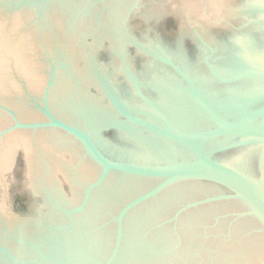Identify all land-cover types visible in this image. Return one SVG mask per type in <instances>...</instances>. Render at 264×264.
Here are the masks:
<instances>
[{"label":"water","instance_id":"95a60500","mask_svg":"<svg viewBox=\"0 0 264 264\" xmlns=\"http://www.w3.org/2000/svg\"><path fill=\"white\" fill-rule=\"evenodd\" d=\"M0 264H264V0H0Z\"/></svg>","mask_w":264,"mask_h":264},{"label":"flooded vegetation","instance_id":"af4514ba","mask_svg":"<svg viewBox=\"0 0 264 264\" xmlns=\"http://www.w3.org/2000/svg\"><path fill=\"white\" fill-rule=\"evenodd\" d=\"M17 175H19V171L17 172ZM16 196L18 199H21V200L25 199L23 194H22V189L18 186H15L13 189H11V197L13 198Z\"/></svg>","mask_w":264,"mask_h":264}]
</instances>
